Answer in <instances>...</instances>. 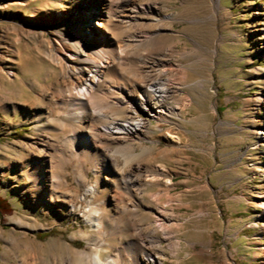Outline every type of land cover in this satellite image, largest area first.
<instances>
[{
	"label": "rangeland",
	"instance_id": "374dc122",
	"mask_svg": "<svg viewBox=\"0 0 264 264\" xmlns=\"http://www.w3.org/2000/svg\"><path fill=\"white\" fill-rule=\"evenodd\" d=\"M95 1L0 0V196L13 209L0 216V264H21L25 255L38 264H68L76 255L61 247L91 252L89 240L101 231L113 245L102 249L103 261L119 247L128 259L135 252L126 246L134 243L163 264H264V0H102L122 17L106 23L116 42L147 36L131 59L147 58L144 71L171 88L176 114L160 127L148 117L140 136L107 141L116 157L134 152L140 171L131 170L119 193L107 187L102 228L68 213L60 200L49 213L38 209L31 194L39 191L22 165L42 169L47 186L44 158L102 113L88 111L80 127L51 115L55 102L73 94L67 72L77 60L65 50L80 48L71 38L87 34L75 29L83 12L63 16ZM42 141L50 144L44 154ZM81 159L64 164L65 186L83 194L81 182L99 176L102 188L109 180ZM99 196L75 203L96 214L106 207ZM115 226L121 233L110 234Z\"/></svg>",
	"mask_w": 264,
	"mask_h": 264
},
{
	"label": "bare ground",
	"instance_id": "6f19581e",
	"mask_svg": "<svg viewBox=\"0 0 264 264\" xmlns=\"http://www.w3.org/2000/svg\"><path fill=\"white\" fill-rule=\"evenodd\" d=\"M144 9L149 10V8ZM133 11L138 12V7H133ZM82 12L85 15V20L77 21L75 29L87 30V34L86 36L84 34V37L81 34L72 36L71 39L77 40L81 47H77L78 49L76 48L75 51L65 50L66 56L77 60L73 70L67 72L70 90H73V94H70V98L55 102V108L51 111V115L64 114L75 122L74 125L80 127L84 118L86 119L88 111L102 110L99 115L95 113L97 116H91L92 121L95 120L98 124L91 123L90 118L85 124L87 129L81 128L78 131L80 135L76 137L72 135L63 143L57 144L53 154L44 158L46 166L51 168V176H49L47 186L43 184L42 169L31 170L30 167L23 165L22 169L39 191L38 194L34 192L31 194L39 210L49 213L53 204L60 205L58 202L60 200L67 206L68 213L81 215L86 222L98 229L103 226L100 216H104L109 209L108 201L105 198L107 187L113 186L119 193L120 190L126 189L127 184L131 183V170L140 171L139 168L132 165V161L136 157L134 152L122 150L121 158L116 157L114 154L108 153L107 141L114 142L122 138L140 136L143 129L148 126V117L159 120L158 126L160 127L169 114H176V112L168 102V95L171 91L168 84L160 78H150V75L144 71V66L148 63L147 58L139 53V58L131 59L133 53H137L139 49L147 45V36L126 37L121 42H116L111 32L106 28V23L110 24L115 18L120 19L122 17L117 15L118 12L115 13V8L113 9L102 0L75 5L72 11L65 12L63 19L67 20L73 15H80ZM133 17L135 16L133 15ZM262 33L264 35V30ZM105 42H108L109 46H105ZM96 57H98L97 60ZM108 69H110V76ZM118 111L122 112L121 117L115 119L110 117ZM144 114L146 117L143 116ZM169 135L172 138L178 137L171 132ZM42 143L39 150L44 154L45 146L50 144L47 141H42ZM128 146L131 145L128 143ZM118 149L120 148L118 147ZM73 157L90 159L91 163L93 162L98 168V171L95 172L96 175L102 174L109 181L102 188H100L102 183L99 176L93 184L81 182L83 194L67 188L65 186L67 184L66 179L63 177V166ZM84 163V160L80 161V164ZM78 179L81 181L80 178ZM97 196L106 204V207L102 211H96V214L82 209L80 205L75 203L76 197L88 203L91 197ZM116 196V194L113 195V200ZM126 207L127 203L124 204V208ZM80 233L84 235L83 232ZM109 233L117 235L121 232L115 226L109 229ZM102 235L103 231L92 242L91 239L89 240V243L96 247L91 252L73 250L67 246H62L61 249L72 250L76 255L74 262L68 264H163L160 256L140 248L134 243L126 246L128 250L135 252L128 259L124 254L126 249L119 247L113 256L103 261L100 257L102 249L104 246L111 248L113 245L107 240H105L107 241L105 244ZM21 264H38V259L35 256L25 255L21 259Z\"/></svg>",
	"mask_w": 264,
	"mask_h": 264
},
{
	"label": "trees",
	"instance_id": "16d2710c",
	"mask_svg": "<svg viewBox=\"0 0 264 264\" xmlns=\"http://www.w3.org/2000/svg\"><path fill=\"white\" fill-rule=\"evenodd\" d=\"M12 206L6 198L0 196V216L12 212ZM49 233V232H48Z\"/></svg>",
	"mask_w": 264,
	"mask_h": 264
}]
</instances>
